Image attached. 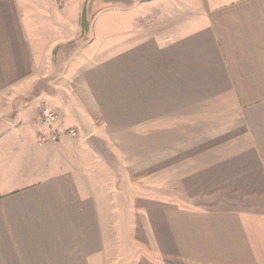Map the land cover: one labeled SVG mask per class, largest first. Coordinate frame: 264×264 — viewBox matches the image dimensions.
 Instances as JSON below:
<instances>
[{
	"label": "crops",
	"instance_id": "1",
	"mask_svg": "<svg viewBox=\"0 0 264 264\" xmlns=\"http://www.w3.org/2000/svg\"><path fill=\"white\" fill-rule=\"evenodd\" d=\"M0 264H264V0H0Z\"/></svg>",
	"mask_w": 264,
	"mask_h": 264
},
{
	"label": "built area",
	"instance_id": "2",
	"mask_svg": "<svg viewBox=\"0 0 264 264\" xmlns=\"http://www.w3.org/2000/svg\"><path fill=\"white\" fill-rule=\"evenodd\" d=\"M38 124L40 126V130L37 133L39 142L55 144L63 138H75L78 136L76 129L64 127L58 111L48 106L40 108Z\"/></svg>",
	"mask_w": 264,
	"mask_h": 264
},
{
	"label": "rangeland",
	"instance_id": "3",
	"mask_svg": "<svg viewBox=\"0 0 264 264\" xmlns=\"http://www.w3.org/2000/svg\"><path fill=\"white\" fill-rule=\"evenodd\" d=\"M36 87H37V86H36ZM38 87H39V88H40V87H42V88L45 87V88H46L47 86H46L45 84H39ZM35 89H36V88H35Z\"/></svg>",
	"mask_w": 264,
	"mask_h": 264
}]
</instances>
